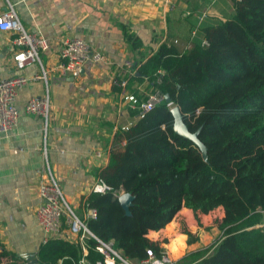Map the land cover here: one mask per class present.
<instances>
[{
  "label": "trees",
  "instance_id": "1",
  "mask_svg": "<svg viewBox=\"0 0 264 264\" xmlns=\"http://www.w3.org/2000/svg\"><path fill=\"white\" fill-rule=\"evenodd\" d=\"M225 4L222 19L207 17L201 25L196 20L186 44L166 40L149 56L138 51V38L126 33L136 59L133 73L117 77L137 99V105H128L135 121L115 131L108 163L99 172L111 189L91 192L83 206L96 211L85 219L89 230L131 260L146 258L147 250L161 256L167 241L149 233L186 208L196 218L219 210L213 224L222 234L175 264H264V0ZM157 91L170 97L203 147L174 131L165 102L142 112L140 104ZM119 192L134 197L130 215ZM85 243V264H96L102 255L95 239ZM81 256L77 242L52 236L39 246L36 259L84 264ZM0 264L24 262L2 249Z\"/></svg>",
  "mask_w": 264,
  "mask_h": 264
},
{
  "label": "crops",
  "instance_id": "2",
  "mask_svg": "<svg viewBox=\"0 0 264 264\" xmlns=\"http://www.w3.org/2000/svg\"><path fill=\"white\" fill-rule=\"evenodd\" d=\"M7 1L28 31L43 35L49 42V48L40 53L46 80H30L19 89L15 99L17 125L0 134V247L27 264L22 255L35 253L29 259H36L44 242L35 209L38 184L46 176V158L67 202L85 219L83 199L108 163L115 131L135 121L128 110L129 102L112 84L113 77L126 72L125 61L136 59L126 33L138 38V51L149 56L166 40L177 39L183 46L198 15L209 10L208 17L222 19L227 5L225 0H217L215 5H209L208 0H0V13ZM13 37L9 31L0 32V79L39 75L38 64L17 70L12 58ZM66 37L84 38L105 61H87L76 76L63 71L59 53ZM156 38L157 42L153 40ZM44 96L51 107L45 131L46 158L42 151L44 122L24 110L29 98ZM182 212L188 209L180 210L163 229L149 233L154 240L167 241L163 244L166 251ZM186 232L175 234L172 240L182 242L181 256L175 260L213 245L222 234L215 224H198L196 220ZM57 236L72 242L76 239L66 225Z\"/></svg>",
  "mask_w": 264,
  "mask_h": 264
},
{
  "label": "built area",
  "instance_id": "3",
  "mask_svg": "<svg viewBox=\"0 0 264 264\" xmlns=\"http://www.w3.org/2000/svg\"><path fill=\"white\" fill-rule=\"evenodd\" d=\"M209 5H213L216 0H208ZM206 15L203 11L200 16ZM9 31L13 37L14 52L13 61L17 70H21L28 65L38 64L40 67L39 75L32 78L22 74L0 79V134H7L16 127L18 121V109L15 99L18 91L30 80H46L47 71L43 67L40 53L49 48L48 39L38 33L28 31L18 18L11 2L7 1L5 9L0 13V32ZM195 33V29L192 34ZM177 43V40H173ZM60 47V67L70 75L76 76L80 73L82 66L87 61L94 63L105 61L104 55L94 50L91 45L82 37H66ZM126 73H133L131 69L132 61L126 60ZM112 84L119 90L118 95L129 102L130 106L137 105V99L127 90V82L120 77H113ZM166 103L172 110V102L165 101V95L159 91L150 93L146 101L140 104L142 112L152 109L158 104ZM24 110L28 114L42 118L44 122V146L43 155L46 158L45 131L50 120V102L47 96L31 97L25 104ZM46 176L38 184L39 203L35 209V219L44 232V241L49 237L60 235L63 225L67 231L76 237L74 240L80 245L82 256L80 262L85 264L84 255L87 253L85 240L93 238L96 241L95 249L102 255V259L96 264H175L167 251L161 256H156L152 250L146 251V258L141 260H131L123 256L115 247L111 240L105 241L94 235L88 228L86 218L95 217L94 209H87L85 219L79 217L74 209L67 202L61 187L53 174L46 158ZM111 189L103 180L99 179L91 185V192L104 193ZM123 192H119L117 197ZM264 228V220L261 224ZM0 251L2 248L0 247Z\"/></svg>",
  "mask_w": 264,
  "mask_h": 264
},
{
  "label": "rangeland",
  "instance_id": "4",
  "mask_svg": "<svg viewBox=\"0 0 264 264\" xmlns=\"http://www.w3.org/2000/svg\"><path fill=\"white\" fill-rule=\"evenodd\" d=\"M208 11L209 10H206V15L205 16H203V17H201L200 15H198L197 16V20H198V23L201 25V23L208 17ZM71 207H72V205H70ZM76 212V211H75ZM182 213H184V212H182ZM180 214V216H179V220L177 221V224H179V226L176 228V230H174V231H171V233H170V240L169 241H171L170 242V246H166L167 247V249H168V251H169V253H168V251H167V253H168V255H169V257L172 259V260H174V261H178V260H180V258L179 259H176L175 260V258L178 256L179 257V255L181 254L180 253V250H181V246H182V242L180 243L179 242V244H175L172 240H173V238H174V236H175V234H183V233H187L186 231H187V228H188V226H189V224H190V222L191 221H194V220H196L197 222H200V223H202V222H204V223H208V226H210L211 225V223H213V220L215 219V218H217L219 215H220V211L219 210H215V211H213V212H211V213H208V214H206V215H200L198 218H196V216L191 212V211H189L188 210V212L187 213H184V214ZM77 214V213H76ZM78 215V214H77ZM79 216V215H78ZM80 217V216H79ZM264 220V219H263ZM182 238V237H181ZM176 240V239H175ZM181 256V255H180Z\"/></svg>",
  "mask_w": 264,
  "mask_h": 264
},
{
  "label": "water",
  "instance_id": "5",
  "mask_svg": "<svg viewBox=\"0 0 264 264\" xmlns=\"http://www.w3.org/2000/svg\"><path fill=\"white\" fill-rule=\"evenodd\" d=\"M165 101L166 102H170V97L166 94L165 95ZM172 115L174 117V124H173V128L174 131L176 133H178L179 135L190 139L191 141H193L196 145L203 147L202 143L199 141L198 137H197V133H191L190 131H188V128L186 127L185 123L183 122V118L182 115L180 113V110L177 107H174L172 110ZM134 197L130 194V193H122L121 195L118 196V201L120 202L121 206L123 207L125 214L126 215H130V205L133 201ZM27 253L26 255H22L26 261L27 264H37V259H32L30 260L29 257L34 256L35 253Z\"/></svg>",
  "mask_w": 264,
  "mask_h": 264
}]
</instances>
